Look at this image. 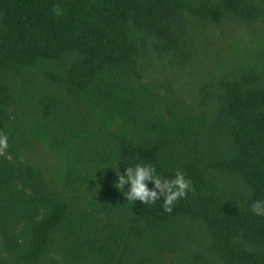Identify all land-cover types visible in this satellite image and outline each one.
<instances>
[{
  "label": "trees",
  "instance_id": "16d2710c",
  "mask_svg": "<svg viewBox=\"0 0 264 264\" xmlns=\"http://www.w3.org/2000/svg\"><path fill=\"white\" fill-rule=\"evenodd\" d=\"M0 132V264H264V0H0Z\"/></svg>",
  "mask_w": 264,
  "mask_h": 264
},
{
  "label": "clouds",
  "instance_id": "9594fccd",
  "mask_svg": "<svg viewBox=\"0 0 264 264\" xmlns=\"http://www.w3.org/2000/svg\"><path fill=\"white\" fill-rule=\"evenodd\" d=\"M9 148V137L0 132V154ZM116 180L114 187L123 194L129 202L139 201L143 205H152L162 201L165 212H171L181 199H187L192 185L184 174L177 170L173 177H162L151 164L135 163L123 168H114ZM151 185V187H149ZM255 216H264V199H257L250 205Z\"/></svg>",
  "mask_w": 264,
  "mask_h": 264
}]
</instances>
